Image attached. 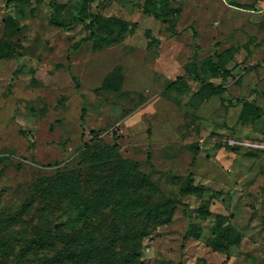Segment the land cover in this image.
<instances>
[{"label": "rangeland", "instance_id": "374dc122", "mask_svg": "<svg viewBox=\"0 0 264 264\" xmlns=\"http://www.w3.org/2000/svg\"><path fill=\"white\" fill-rule=\"evenodd\" d=\"M167 1L175 36L142 11L147 0H0V37L17 43L16 55L0 58V244L7 248L0 264H75L60 235L77 234L87 221L105 235L114 231L110 209L92 215L81 201L63 199L55 179L69 172H82V194L109 184L121 187L115 198L138 191L165 204L151 220L144 211L128 216L131 227L143 224L144 264H264V118H240L244 101L264 109V0ZM98 14L134 30L116 40L122 28L103 27L97 41L74 50L89 35L84 22ZM9 16L20 33L6 26ZM54 20L74 24L65 29ZM219 54L232 71L224 97L194 108L195 74L223 82L208 64ZM107 77L114 91L101 89ZM102 140L138 161L148 184H138L128 163L114 157L112 164L108 151L98 154L96 173L86 167L85 144ZM189 171L202 196L180 193ZM207 200L212 215L204 218L199 208ZM218 214L233 216L243 234L228 254L208 245ZM126 230L122 224L119 233ZM115 248L123 249L121 239Z\"/></svg>", "mask_w": 264, "mask_h": 264}, {"label": "trees", "instance_id": "16d2710c", "mask_svg": "<svg viewBox=\"0 0 264 264\" xmlns=\"http://www.w3.org/2000/svg\"><path fill=\"white\" fill-rule=\"evenodd\" d=\"M21 1L26 2L28 0ZM142 11L145 14L152 15L156 19L165 22L168 25V29L171 30L170 32L173 36L178 34L176 30L178 20L167 0H160L159 3L154 2L153 0H147L145 5L142 7ZM5 22L6 26L12 30V34H18L23 29L21 28L20 22L11 16L7 17ZM54 23L65 29H69L74 24L73 20L68 24L61 23L56 20H54ZM84 23L85 27L89 31V35L81 39L77 46L73 47L76 51L79 50L84 43L97 41L100 38L99 33L96 32L97 29L119 25L122 30L119 32L116 40L121 37L122 32H132L134 30L133 26L128 30L129 23L122 19L103 18L99 14L96 15L91 22ZM102 40L104 43L106 42L105 39ZM114 41L115 40H112L111 43ZM16 44L17 43L13 40L11 41L0 37V58L12 57L16 55ZM227 62V57H225L224 54H219L217 61L213 58L208 59L209 69L213 73L212 77H221L223 79L222 84L218 86L210 81V77L203 75L198 76V74L196 75L194 73L195 77L197 76V80H200L201 82V88L191 98L189 103L190 105H195L194 108H199L211 97L219 94L221 96L223 95L225 80L231 76L232 73V71L226 66ZM69 68L71 69V66ZM183 77L184 76L179 78L178 81ZM112 81L113 80L110 79V77H107L103 82L101 89L114 91V86L111 85ZM178 81L172 83L170 87L174 86ZM249 112H252V118L251 120H248L251 122H256L264 116V109L262 107L258 106L254 102H244L240 118L245 120V117ZM97 137L100 138V134L97 135ZM196 150V154H198L199 148H196ZM103 151L110 152L109 160L112 161V164H115V162H113L114 157L115 159H118V163L121 165L128 163L130 165V173L133 176L139 177V185L142 183L148 184L149 175L139 170L140 163L136 160H124L117 144L105 143L104 141L100 144H96L92 141L87 142L85 144V149L83 150V164H85L86 167L89 166V168L96 173L97 165L101 164L97 156ZM195 161L196 158L192 160L191 165H194ZM75 173L77 172L60 174L55 179V185L57 184L64 191L62 196L63 199H68L74 202L81 201L86 212L92 215L98 214L103 210L110 209L113 216H115L118 221V224L116 226H112V230L114 231H110L105 235L100 231L98 226L95 227L91 221H87L77 234L70 237L60 235V240H62V242L65 241V249L63 253L72 257L75 264H144L140 255L142 240L144 235H146L145 231L142 229L143 224L139 227L137 225H133L131 227L128 222V216L130 213L139 215L141 211H144L146 217L151 220L156 213L162 215V212L159 210L161 209V211H164V208L166 207L165 204H161L159 202L153 203L151 200H143V198L138 194V191L133 192L131 195L123 196V199H118L115 197L117 193H119L121 187H115V191H113L109 188V184L105 188H101L98 182H96V185L99 186L98 188L87 195L82 194V186L77 180L80 177L79 175L83 174H81L82 172H79V175H75ZM68 189L74 191L69 192ZM151 189L156 190L157 188L153 186ZM204 189L205 188L202 185L195 184L193 172L189 171L185 181L181 185L180 193L182 195L202 196ZM113 204L115 205V209L112 206ZM23 207H25V205L22 206L21 210L24 209ZM117 207H119V211H117ZM199 214L204 218H208L212 215L209 200L202 202L199 208ZM232 217L233 216H226L222 214L217 215L215 221L217 232L215 236L208 241V245H210L214 251L228 254L233 246L241 244L243 234L230 223V219ZM122 224H125L127 229L123 235L119 233ZM195 225L196 224L191 223L189 230L185 234V241L192 236ZM119 239L122 240L123 244V249L120 252H118L116 248L113 250L114 244L118 242ZM2 248L5 252L7 251L5 244H0V249ZM51 259L54 258H50V261Z\"/></svg>", "mask_w": 264, "mask_h": 264}, {"label": "crops", "instance_id": "0c3cea01", "mask_svg": "<svg viewBox=\"0 0 264 264\" xmlns=\"http://www.w3.org/2000/svg\"><path fill=\"white\" fill-rule=\"evenodd\" d=\"M6 18H7V17H6ZM5 24H6V22H5ZM181 77H182V76H180L179 78H181ZM179 78H178V79H179ZM178 79H177L176 81H178ZM222 80H223V79H222ZM176 81H175V82H176ZM179 81H181V80H179ZM179 81H178V82H179ZM178 82H177V83H178ZM225 82H226V80H225ZM173 83H174V82H173ZM177 83H176V84H177ZM176 84H175V85H176ZM175 85H174V86H175ZM174 86H173V87H174ZM199 89H200V88H199ZM199 89H198V90H199ZM222 97H224V94L222 95ZM244 102H245V101H244ZM257 105H258V104H257ZM258 106L262 107L261 105H258ZM241 110H242V108H241ZM263 118H264V116L262 117V119H263ZM262 119H260V120H258V121L260 122ZM258 121H257V122H258Z\"/></svg>", "mask_w": 264, "mask_h": 264}, {"label": "built area", "instance_id": "2783aa9c", "mask_svg": "<svg viewBox=\"0 0 264 264\" xmlns=\"http://www.w3.org/2000/svg\"><path fill=\"white\" fill-rule=\"evenodd\" d=\"M258 147H262V148H264V146L262 145V146H258Z\"/></svg>", "mask_w": 264, "mask_h": 264}]
</instances>
